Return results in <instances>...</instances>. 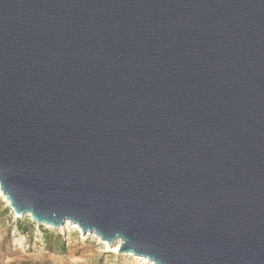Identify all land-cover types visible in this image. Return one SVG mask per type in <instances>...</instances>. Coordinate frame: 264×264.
<instances>
[{"label": "water", "instance_id": "1", "mask_svg": "<svg viewBox=\"0 0 264 264\" xmlns=\"http://www.w3.org/2000/svg\"><path fill=\"white\" fill-rule=\"evenodd\" d=\"M0 194L153 264H264V0H0Z\"/></svg>", "mask_w": 264, "mask_h": 264}, {"label": "rangeland", "instance_id": "2", "mask_svg": "<svg viewBox=\"0 0 264 264\" xmlns=\"http://www.w3.org/2000/svg\"><path fill=\"white\" fill-rule=\"evenodd\" d=\"M5 208L0 194V264H145L139 257L117 255L93 235L37 226L29 216L17 217Z\"/></svg>", "mask_w": 264, "mask_h": 264}, {"label": "bare ground", "instance_id": "3", "mask_svg": "<svg viewBox=\"0 0 264 264\" xmlns=\"http://www.w3.org/2000/svg\"><path fill=\"white\" fill-rule=\"evenodd\" d=\"M8 203V202H7ZM17 217H19V216H17ZM50 227V226H49ZM68 228H74V229H77L78 231H80L79 229H78V227L75 225V224H73V223H70V222H65L64 223V225L63 226H61L59 229H68ZM108 248H112V251L114 252V253H117V250H118V247H119V245H120V241H116V242H114V243H112L111 245H109V244H107L106 242H103ZM142 260L145 262V264H151L152 262L151 261H149V260H147V259H145V258H142Z\"/></svg>", "mask_w": 264, "mask_h": 264}, {"label": "trees", "instance_id": "4", "mask_svg": "<svg viewBox=\"0 0 264 264\" xmlns=\"http://www.w3.org/2000/svg\"><path fill=\"white\" fill-rule=\"evenodd\" d=\"M5 210H6V211H8V212L10 211V209H9V208H5Z\"/></svg>", "mask_w": 264, "mask_h": 264}]
</instances>
